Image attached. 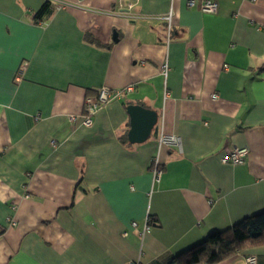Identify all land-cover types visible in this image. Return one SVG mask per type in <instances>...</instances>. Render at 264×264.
<instances>
[{
  "label": "crops",
  "instance_id": "crops-1",
  "mask_svg": "<svg viewBox=\"0 0 264 264\" xmlns=\"http://www.w3.org/2000/svg\"><path fill=\"white\" fill-rule=\"evenodd\" d=\"M61 1L35 24L45 0H0V264H177L263 211L264 0ZM129 86L82 125L87 97ZM129 105L178 147L129 143ZM249 255L264 245L217 264Z\"/></svg>",
  "mask_w": 264,
  "mask_h": 264
},
{
  "label": "trees",
  "instance_id": "trees-1",
  "mask_svg": "<svg viewBox=\"0 0 264 264\" xmlns=\"http://www.w3.org/2000/svg\"><path fill=\"white\" fill-rule=\"evenodd\" d=\"M55 10L45 1L33 15L35 24L44 23ZM264 28V25H263ZM126 142L125 136L121 137ZM4 228L0 225V236ZM264 245V210L245 217L227 230L210 233L202 242L174 258L177 264H217L246 250Z\"/></svg>",
  "mask_w": 264,
  "mask_h": 264
},
{
  "label": "built area",
  "instance_id": "built-area-1",
  "mask_svg": "<svg viewBox=\"0 0 264 264\" xmlns=\"http://www.w3.org/2000/svg\"><path fill=\"white\" fill-rule=\"evenodd\" d=\"M50 2L55 9H63L66 6L61 0H45ZM140 0H129L127 5V13H129L135 6L138 5ZM188 6H194V0L187 1ZM199 9L202 13L206 14H213L217 10V4L212 0H202L199 6ZM171 11L168 12L165 16L161 18L166 23V33L167 39L170 37L171 34ZM168 70L167 65L162 67V73L166 75ZM131 87H125L124 89L120 90H111L108 88H101L97 91L94 97H87L84 101V115L82 119V125L84 127H90L92 125V116L95 114L96 110L112 100L119 99L124 93L129 92ZM212 98L215 99L217 96L214 94ZM71 121H75V117H70ZM179 140L174 136H167V135H159L157 137V149L159 150L162 146H176L178 147ZM248 154L247 148H233L229 150L221 159L223 164H230V165H238L242 164L246 156ZM153 179L158 181L160 179L162 169L160 164V159L158 154L154 156L152 160V169H151ZM134 225V224H133ZM148 226L145 228V232H148ZM128 264H138L137 262L131 261ZM245 264H256V258L252 255H249L245 258Z\"/></svg>",
  "mask_w": 264,
  "mask_h": 264
},
{
  "label": "water",
  "instance_id": "water-1",
  "mask_svg": "<svg viewBox=\"0 0 264 264\" xmlns=\"http://www.w3.org/2000/svg\"><path fill=\"white\" fill-rule=\"evenodd\" d=\"M113 35L112 40L117 41ZM129 117V129L127 131V140L131 144H141L149 137L157 138V113L140 105H129L126 107Z\"/></svg>",
  "mask_w": 264,
  "mask_h": 264
}]
</instances>
